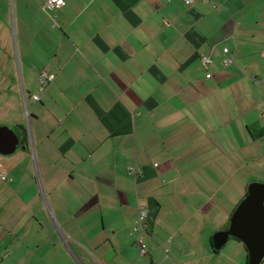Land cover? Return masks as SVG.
Returning a JSON list of instances; mask_svg holds the SVG:
<instances>
[{
	"label": "crops",
	"instance_id": "obj_1",
	"mask_svg": "<svg viewBox=\"0 0 264 264\" xmlns=\"http://www.w3.org/2000/svg\"><path fill=\"white\" fill-rule=\"evenodd\" d=\"M44 1L0 0V264H249L213 236L264 183V0Z\"/></svg>",
	"mask_w": 264,
	"mask_h": 264
},
{
	"label": "water",
	"instance_id": "obj_2",
	"mask_svg": "<svg viewBox=\"0 0 264 264\" xmlns=\"http://www.w3.org/2000/svg\"><path fill=\"white\" fill-rule=\"evenodd\" d=\"M19 144L20 139L13 129L0 126V154H12ZM232 236L246 245L249 264L262 263L264 260V183L252 182L249 185L248 194L234 210L228 229L214 234L216 249L222 248Z\"/></svg>",
	"mask_w": 264,
	"mask_h": 264
},
{
	"label": "built area",
	"instance_id": "obj_3",
	"mask_svg": "<svg viewBox=\"0 0 264 264\" xmlns=\"http://www.w3.org/2000/svg\"><path fill=\"white\" fill-rule=\"evenodd\" d=\"M187 4H191L197 0H184ZM65 4V0H45L43 7L47 11H54L55 9H58L62 7ZM55 18V23L58 22L57 17ZM225 53H229V48H224ZM203 62L207 67H210L213 59L210 55L203 56ZM233 60L232 56H229L226 59V63H229ZM211 73L209 72V76ZM54 78V75L50 74L48 71L42 70L38 77V83H39V93H35L32 95V98L36 101L41 99V93L45 91L46 85L49 81H51ZM131 172L134 174H138V169H132ZM0 179L6 180L7 176L3 171L0 170ZM148 216V212L144 206L139 205L138 206V224L134 227L133 234L139 231H147V224L146 219ZM136 243L140 247L141 255H145L148 252V249L145 244V240L143 236H137L136 237ZM182 264H188V263H182Z\"/></svg>",
	"mask_w": 264,
	"mask_h": 264
},
{
	"label": "rangeland",
	"instance_id": "obj_4",
	"mask_svg": "<svg viewBox=\"0 0 264 264\" xmlns=\"http://www.w3.org/2000/svg\"><path fill=\"white\" fill-rule=\"evenodd\" d=\"M0 126H8V125H4L3 123L2 124H0ZM9 127V126H8ZM12 129V128H11ZM27 130H29L28 129V126H27ZM18 151H20L19 149H18ZM6 155H2V154H0V157L1 158H4ZM182 264V263H181Z\"/></svg>",
	"mask_w": 264,
	"mask_h": 264
},
{
	"label": "trees",
	"instance_id": "obj_5",
	"mask_svg": "<svg viewBox=\"0 0 264 264\" xmlns=\"http://www.w3.org/2000/svg\"><path fill=\"white\" fill-rule=\"evenodd\" d=\"M231 238H233V239H235V240H238V241H240V242H242L241 240H239L238 238H236V237H234V236H232ZM243 243V242H242ZM244 244V243H243ZM244 246H245V248H246V251H247V253H248V249H247V247H246V245L244 244Z\"/></svg>",
	"mask_w": 264,
	"mask_h": 264
}]
</instances>
